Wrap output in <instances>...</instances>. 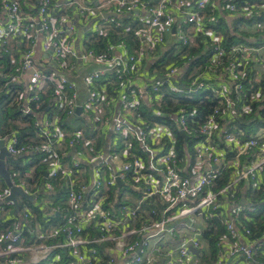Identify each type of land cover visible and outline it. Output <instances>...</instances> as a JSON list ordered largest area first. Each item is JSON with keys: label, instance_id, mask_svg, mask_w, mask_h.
Segmentation results:
<instances>
[{"label": "built area", "instance_id": "1", "mask_svg": "<svg viewBox=\"0 0 264 264\" xmlns=\"http://www.w3.org/2000/svg\"><path fill=\"white\" fill-rule=\"evenodd\" d=\"M112 2L114 9L106 11L111 17L100 12L103 22L93 19L96 10ZM36 5L34 16L24 10L29 0H0L5 14L0 57L10 53L12 41L27 42L17 56L10 54L15 74L0 73V85L6 91L23 85L24 90L12 92V101L25 115L39 110L42 96L54 87L50 113H36L42 141L36 151L49 161L44 191L53 196V182H64L66 208L46 197L40 201L42 209L63 221L61 230L49 234L62 237V243L49 245L40 233L30 244L15 223L1 239L7 247L0 257L16 256L8 264H22L23 256L30 264H100L104 257L108 264H201L190 249H203L204 229L223 208L228 221L216 264H264V235L254 238L239 223L259 207L247 197L242 205L246 195H238L240 184L257 190L264 182V120L255 134L236 124L239 116L254 113L256 104L264 108V0H103L95 9L80 5L79 22L59 14L54 0H36ZM126 19L135 24L133 43L110 46V56L75 41L79 25L98 34L112 27L129 31L133 26L123 27ZM221 19L246 44L226 48ZM246 31L254 36L245 37ZM199 39H205L210 56H201L186 81L180 76L193 63L188 55L161 75L153 69L161 55L180 58L179 51ZM92 63L96 69L91 71ZM50 66L62 71H49ZM75 75L82 76L84 96ZM198 93L213 94L212 110L197 109L203 101L192 108L189 101ZM177 98L188 101L180 105ZM166 102L178 107L165 111ZM0 140L13 158L31 153L17 133ZM229 171L231 182L214 190ZM10 175L13 186L38 200L39 194L30 192L37 182L30 184L19 172ZM25 176L32 178V171ZM10 195L9 188L0 189V202L16 209L6 201ZM31 211L24 206L18 215L31 224ZM56 248L68 250L69 260L54 255Z\"/></svg>", "mask_w": 264, "mask_h": 264}, {"label": "trees", "instance_id": "2", "mask_svg": "<svg viewBox=\"0 0 264 264\" xmlns=\"http://www.w3.org/2000/svg\"><path fill=\"white\" fill-rule=\"evenodd\" d=\"M36 1V0H35ZM86 7L89 9H95L99 7L103 0H85ZM114 2L111 3L110 6L98 9L95 11L94 20H99L101 23L103 20L99 19L100 12H106L114 9L113 7ZM73 7V6H72ZM70 7V8H72ZM73 11V10H72ZM68 16L73 19L75 22L74 15L68 13ZM81 24V23H80ZM226 21L221 19V25L219 26V30L222 31L225 37V47H229L235 43L242 42L238 40L236 36L233 35L230 29H226L225 27ZM135 24H132V21L126 19L123 21V27H131L129 31H125L124 28H108L106 29L105 34H98L94 31L88 30L85 26L79 25L80 30L82 31V46L85 47L87 51L93 50L96 55L101 56H110L107 52V49L110 46H115L116 44L126 41V43H133L134 38V31L133 28ZM19 43V44H18ZM205 39H199L198 44L192 48L184 47L178 53L180 58L173 56L171 59H167L165 56H160V58L156 59L154 63V68L159 69V75L164 73L167 68L180 64V60L184 55H188L192 58V64L188 68V70L180 76V80L186 81L189 78L190 73L192 70L198 67L201 63L199 59L201 56L207 57L210 56L209 48L206 47L207 45L204 44ZM13 46L10 47V53L5 55L3 58L0 57V73L3 74H15L14 67L10 61V54L17 56L18 53L27 48V42L23 39H18L12 41L10 44ZM16 45V47H14ZM207 52H206V51ZM57 69L58 71H62L59 66H50L49 71H54ZM206 68L201 67L199 70L201 72L205 71ZM5 76V75H4ZM3 78V77H2ZM264 93V81L261 84ZM256 89H261L259 85H256ZM24 90L23 85L15 86L14 90L6 91L2 85H0V137H3L7 134L17 133L19 144L29 146L31 153L26 156H18V157H9L6 159V166L10 173L19 172L21 177H25V179L30 183L33 184L37 182L38 185L30 190L31 193H38V200L35 202L29 201L27 199L21 198L19 202V210L22 211L24 206H27L28 209L32 210L31 215L33 216L31 219V224H28L26 221H22L21 217L18 215L16 209L7 208L6 206L0 207V250H3L7 247L4 241H1L3 238L6 230L13 226L15 223H20L22 226L21 234L24 237V240L30 244L35 243L38 239L40 233L47 235V232H53L55 229L61 230L63 227V221L57 215H49L47 210L42 209L40 201H42L46 193L44 191V185L49 179L46 178L45 172L48 170L49 162L46 160V155L36 151L37 147H40L42 144L41 138L39 137L38 129L35 127V122L38 120V116L36 113H50L52 104L49 103V99L55 98L54 87H49L47 89V97L42 100L43 103L40 105V109L36 110L34 113L31 114H23L20 111V108L13 103V95L12 92L18 90ZM207 93L203 94H196L193 95L190 99V105L192 108L196 106L200 101H203V105L196 106L199 110H208L215 106V99L213 98V94H210L209 97H206ZM170 95H167V98H170ZM179 100L180 105L187 103L188 99L185 98H177ZM165 111H174L178 107L171 102H166ZM173 105V107H171ZM49 109V110H48ZM13 112V115L10 112ZM254 113L251 115H243L242 117L239 116L236 120V124L240 126L244 131L248 132V134H255L259 127L262 126V120H264V108H258V104L255 105ZM73 120H76L75 118ZM67 124V123H66ZM70 124L74 125L71 123ZM178 139H183L182 135L178 133ZM35 151V152H34ZM181 154H184V149H180ZM231 157V155H230ZM32 171V178H28L26 175V171ZM232 175L231 171L224 173L215 183V189L218 191L219 189H223L226 185L231 182ZM2 190L5 187V183L3 179H0ZM55 188V195L53 200L56 201L62 208H66L65 204V189H64V182L60 179L53 182ZM245 194L251 205H256L259 207L256 213L252 216L244 217L243 215L239 219V223L243 228H249L253 232L254 238H261L264 235V182L260 185V187L255 190L251 187H247L245 184H240L238 189V195ZM41 198V199H40ZM55 204V203H54ZM222 204H226V199L222 198ZM150 210V207L148 205ZM11 212V213H9ZM13 216V218H11ZM226 221H228L227 213L222 208L215 216L209 221L207 227L204 229L202 239L206 241V251L203 249L200 256L197 258L202 262V264H216L218 262V254L222 248L219 246V242L222 236L226 233ZM31 227V229H30ZM241 230V229H240ZM62 237L53 238L48 236L41 241L49 244V245H56L60 244ZM92 247V246H90ZM68 250L62 248L54 249V255H61L64 261H68ZM16 256L8 257H0V264H8V260L15 258ZM29 256L19 257L22 264H30L29 263ZM108 257H104L103 261L100 264H108Z\"/></svg>", "mask_w": 264, "mask_h": 264}, {"label": "crops", "instance_id": "3", "mask_svg": "<svg viewBox=\"0 0 264 264\" xmlns=\"http://www.w3.org/2000/svg\"><path fill=\"white\" fill-rule=\"evenodd\" d=\"M86 1L85 0H54V5L55 6H58V10H59V14H61V13H64V14H66L67 16H68V13H70L71 12V14L72 15H74V18H75V22H79V18H78V9H79V7H80V5H85L86 3H85ZM29 4H30V6L29 7H31V9H27V8H29V7H24V10L27 12V13H30L31 15H34V16H36L37 14H36V1L35 0H29ZM73 6V7H72ZM70 7H72V8H70ZM73 10V11H72ZM57 12V11H56ZM107 13L108 12H106V13H104V15H105V17L106 18H109L110 16H108L107 15ZM4 15L5 14H3L2 12H1V10H0V21H2L3 19H4ZM69 17V16H68ZM100 22V21H99ZM74 37H76V39L77 40H75L76 41V43H77V45L78 46H80V47H83L82 46V31L81 30H79L78 31V33H77V35L76 36H74ZM19 44V43H18ZM13 46H11V48H12ZM14 47H16V45L14 46ZM83 48H85V47H83ZM48 57H50L51 58V53H49L48 54ZM96 69V65L95 64H91L90 66H89V69L88 70H95ZM75 80L77 81V83H79L80 84V89H81V95L82 96H84L85 95V91L83 90V89H85L84 88V86H83V82H82V76L81 75H75ZM81 84H82V86H81ZM46 173V172H45ZM46 176V175H45ZM0 179H2L1 177H0ZM5 183V182H4ZM0 187H1V184H0ZM6 188H8L7 187V185L5 184V187L3 188L4 190L6 189ZM2 189V190H3ZM22 197H19L18 199H19V202H20V199H21ZM36 201V200H35ZM34 201V202H35ZM38 202H39V200H38ZM14 210V209H13ZM18 212V211H17ZM9 213H11V212H9ZM202 241L204 242V247H203V249L206 251V241H204L203 239H202ZM202 249V250H203ZM202 250H200V253L198 254V255H196V256H200V254H201V252H202ZM199 261V260H198ZM201 264H202V262H201Z\"/></svg>", "mask_w": 264, "mask_h": 264}, {"label": "water", "instance_id": "4", "mask_svg": "<svg viewBox=\"0 0 264 264\" xmlns=\"http://www.w3.org/2000/svg\"><path fill=\"white\" fill-rule=\"evenodd\" d=\"M108 16H112V13H107ZM38 22V27L39 29L41 28V25ZM150 63H149V67H150ZM82 109L81 108H77L76 113L77 114H81ZM185 141H187L188 137L186 135H184ZM0 177L4 180L5 184L7 185V187L10 189L11 195L6 199V201H10L14 204L16 210H19V197H22L24 199H27L29 201L34 202L37 195H30L28 194L26 191L22 190L21 188L15 187L12 184L11 181V175L9 170L7 169L6 166V159L11 157L9 152L7 151V147L5 146L3 140H0ZM72 157H76L75 153H71ZM45 175L47 176V173H45ZM121 185V184H120ZM242 205H245V196L243 197L242 201H241ZM2 202H0V207L2 206ZM191 252L195 255H198L200 253V250L195 249V248H191L190 249Z\"/></svg>", "mask_w": 264, "mask_h": 264}, {"label": "rangeland", "instance_id": "5", "mask_svg": "<svg viewBox=\"0 0 264 264\" xmlns=\"http://www.w3.org/2000/svg\"><path fill=\"white\" fill-rule=\"evenodd\" d=\"M244 36L250 38V37L254 36V33H252V32H247V31H246V32L244 33ZM237 39L242 41V42H240V43H244V44H246V41H245L244 39H241V38H239V37H237ZM261 57L264 59V54H262ZM10 114L13 115V112L11 111ZM45 196H46V199H47L48 201L53 202V203H55L56 206H58V203H57L56 201H54V200H53V197H51L48 193H46ZM42 201H46V200H42ZM49 234H50V232L48 231V232H47V238H48Z\"/></svg>", "mask_w": 264, "mask_h": 264}]
</instances>
